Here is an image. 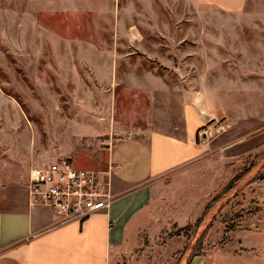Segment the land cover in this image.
Returning <instances> with one entry per match:
<instances>
[{
	"label": "rangeland",
	"instance_id": "374dc122",
	"mask_svg": "<svg viewBox=\"0 0 264 264\" xmlns=\"http://www.w3.org/2000/svg\"><path fill=\"white\" fill-rule=\"evenodd\" d=\"M195 100L210 114L209 143L155 181L110 264L257 250L264 0L238 11L210 0H0V186L59 157L101 167L109 144L181 135Z\"/></svg>",
	"mask_w": 264,
	"mask_h": 264
},
{
	"label": "crops",
	"instance_id": "0c3cea01",
	"mask_svg": "<svg viewBox=\"0 0 264 264\" xmlns=\"http://www.w3.org/2000/svg\"><path fill=\"white\" fill-rule=\"evenodd\" d=\"M210 2L226 11H238L244 0ZM200 103L195 100L185 105L181 135L153 131L145 138L120 140L105 148L107 162L120 165L111 176L117 195L106 209L82 224H54L56 215L50 207L30 204L27 179L1 185L0 264H110L113 252L124 244L128 230L150 203L155 181L202 154L195 137L210 114L197 107ZM258 244L257 250L237 252L211 248L187 264H264V237Z\"/></svg>",
	"mask_w": 264,
	"mask_h": 264
},
{
	"label": "built area",
	"instance_id": "2783aa9c",
	"mask_svg": "<svg viewBox=\"0 0 264 264\" xmlns=\"http://www.w3.org/2000/svg\"><path fill=\"white\" fill-rule=\"evenodd\" d=\"M212 132L210 125H202L195 137L196 144L207 145ZM119 166L108 160L104 169L82 168L70 157L34 166L27 178L29 202L50 207L56 215V225L82 224L106 209L117 195L112 190L111 176Z\"/></svg>",
	"mask_w": 264,
	"mask_h": 264
},
{
	"label": "trees",
	"instance_id": "16d2710c",
	"mask_svg": "<svg viewBox=\"0 0 264 264\" xmlns=\"http://www.w3.org/2000/svg\"><path fill=\"white\" fill-rule=\"evenodd\" d=\"M195 255H197V254H194V255H192L191 257H189V258L185 261L184 264H187V263L191 260V258H192L193 256H195Z\"/></svg>",
	"mask_w": 264,
	"mask_h": 264
}]
</instances>
